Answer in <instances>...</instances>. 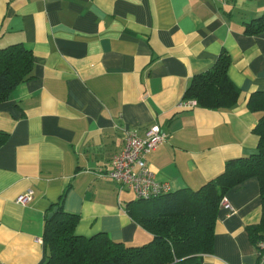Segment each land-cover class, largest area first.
I'll list each match as a JSON object with an SVG mask.
<instances>
[{
  "label": "crops",
  "instance_id": "crops-1",
  "mask_svg": "<svg viewBox=\"0 0 264 264\" xmlns=\"http://www.w3.org/2000/svg\"><path fill=\"white\" fill-rule=\"evenodd\" d=\"M262 12L264 0H0V48L22 43L33 55L32 76L0 102V264H44L46 218L59 205L78 215L79 235L152 239L127 212L133 190L107 175L126 131L166 133L146 161L171 191L197 189L252 154L259 114L247 101L264 91V31L247 34L244 23ZM223 49L236 104L181 106ZM28 189L32 198L16 202ZM223 197L204 263L258 264L247 232L262 218L258 179Z\"/></svg>",
  "mask_w": 264,
  "mask_h": 264
},
{
  "label": "trees",
  "instance_id": "trees-1",
  "mask_svg": "<svg viewBox=\"0 0 264 264\" xmlns=\"http://www.w3.org/2000/svg\"><path fill=\"white\" fill-rule=\"evenodd\" d=\"M245 33L264 31V12L244 23ZM230 56L221 50L213 64L193 76L184 99H194L208 109H226L236 104L240 90L228 76ZM33 55L22 43L0 48V102L32 76ZM247 106L259 114L253 131L258 136L256 150L246 157L229 159L224 170L197 189L181 188L158 197L137 198L128 204V214L152 234L142 245H126L106 233L91 236L75 233L78 215L54 206L46 218L43 240L48 248L44 264H205L211 253L214 224L220 201L227 190L250 177L260 186L262 218L247 226L253 242L264 239V91L250 94ZM8 134L0 130V146Z\"/></svg>",
  "mask_w": 264,
  "mask_h": 264
},
{
  "label": "built area",
  "instance_id": "built-area-1",
  "mask_svg": "<svg viewBox=\"0 0 264 264\" xmlns=\"http://www.w3.org/2000/svg\"><path fill=\"white\" fill-rule=\"evenodd\" d=\"M197 105L194 99L184 101L181 106ZM167 139L166 133L158 125L150 127L144 137L133 131H126L123 148L112 157V168L107 175L120 187L132 189L137 198L150 199L171 191L169 184L157 180L146 161V156ZM32 198V190H27L16 198L20 204ZM220 206L229 207L223 197ZM258 264H264V239L257 242Z\"/></svg>",
  "mask_w": 264,
  "mask_h": 264
},
{
  "label": "water",
  "instance_id": "water-1",
  "mask_svg": "<svg viewBox=\"0 0 264 264\" xmlns=\"http://www.w3.org/2000/svg\"><path fill=\"white\" fill-rule=\"evenodd\" d=\"M52 215H53V213L51 212V213H49V215H48V218H51L52 217Z\"/></svg>",
  "mask_w": 264,
  "mask_h": 264
}]
</instances>
